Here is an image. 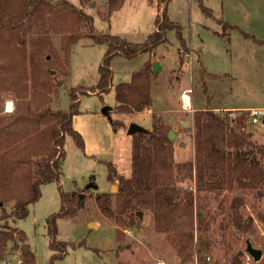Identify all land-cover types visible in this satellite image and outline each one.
Here are the masks:
<instances>
[{"label": "rangeland", "instance_id": "rangeland-1", "mask_svg": "<svg viewBox=\"0 0 264 264\" xmlns=\"http://www.w3.org/2000/svg\"><path fill=\"white\" fill-rule=\"evenodd\" d=\"M52 1L56 4L57 0ZM66 1L92 17L94 34L109 33L131 42H142L155 30V17L166 5V14L180 25L184 41L180 42L176 30L170 29L165 40L151 51L141 52L132 60L116 55L110 63L109 88L102 91L96 84L105 44L95 43L86 36V26L76 29L62 5H58V13L31 16L21 34L24 33L29 52L37 50L34 41L38 38H43L46 46H50L49 53H44L45 49L42 55L36 56L44 72L53 71L51 77L45 76L51 88L41 98L30 91L26 94L3 91L0 124L6 123L25 95L33 109L49 105L68 110L73 94L79 111L73 126L83 138L84 150L66 135L65 157L58 180L41 184V195L28 205L26 216L10 218V224L23 231L34 253L35 264H50L52 251L46 218L59 210L61 192L81 194L83 204L76 209L75 216L57 219L56 239L63 241L66 247L65 254L51 264H197L196 249L199 236L204 232L210 243L208 264H228L232 252H228L224 244V239L229 238L220 228L224 212L219 203L227 200L230 193L196 192L195 212L199 209L207 226L204 230L193 228L194 254L181 263L174 240L155 231L150 213H142V222L126 227L122 237L117 239L113 220L97 206L96 192L83 188L94 176L97 191L112 194L117 191V182L107 178L105 161L114 163L120 174L130 176L133 141V135L127 134L130 123L151 129L153 122H164L177 136L172 139L174 162L193 161V115L198 110L195 105L199 104L214 107L221 113L233 112L229 114L233 117L246 113V123L256 134L255 139L264 143V115L253 123L248 111L218 109L223 106L264 108V0H123L111 13L108 0ZM71 34L77 35L76 41L67 40ZM65 39L68 44L65 42L66 49H63ZM146 62L152 68L151 105L134 113L117 112L115 85L129 81L132 73ZM4 63L5 59L0 58V65ZM154 65L159 66L156 71ZM187 88H191L194 110L181 107L180 95ZM103 106L111 108L110 118L118 120L119 125H111L108 116L101 112ZM20 154L30 161L36 156L29 149ZM194 185V180L186 174L177 184L180 189L191 187L193 190ZM241 212L253 217L256 232L241 236L233 250L242 252L243 264H255L246 252V243L264 251V224L257 217L258 212H264V196L258 198L247 193ZM20 259L19 250L9 243L4 255L6 263L19 264Z\"/></svg>", "mask_w": 264, "mask_h": 264}, {"label": "trees", "instance_id": "trees-1", "mask_svg": "<svg viewBox=\"0 0 264 264\" xmlns=\"http://www.w3.org/2000/svg\"><path fill=\"white\" fill-rule=\"evenodd\" d=\"M122 3L123 0H108V12L118 9ZM58 5L64 6L76 29L86 26V36L95 43L105 44L96 84L102 91L109 88L110 63L116 55L132 60L141 52L151 51L165 40L170 29L176 30L180 42L184 41L180 25L168 18L166 5L155 17V30L144 41L131 42L109 33L94 34L92 17L66 0H57L56 4L52 0H0V58L5 59L0 65V101L3 91L24 94L30 91L37 98L50 91L51 84L45 76L51 77V73L42 70L36 56L42 55L45 49L44 53H49L50 46H46L43 38H38L34 41L37 50L29 52L21 29L35 13L41 16L58 13ZM76 36L71 34L67 40L76 41ZM67 40H63V49ZM115 100L117 112L134 113L151 105L152 68L148 62L134 71L129 81L115 85ZM77 105L78 100L72 94L68 110L49 105L33 109L25 95L6 123L0 124V264L9 243L20 252L19 264H35L34 253L23 231L9 220L25 217L28 205L41 195V184L58 180L65 157L66 135L84 150L83 138L73 126V117L79 113ZM246 118L243 112L232 117L206 106L196 110L193 115L194 159L184 163L174 162L173 140L168 137L170 128L164 122H153L151 129L133 134L130 176L120 174L114 163L105 161L108 180L117 182L115 193L97 191L94 176L83 190L96 192L97 206L113 220L117 239L122 237L126 227L142 222L138 212L150 213L155 231L174 240L181 263L194 254L193 228L204 230L207 226L199 209L195 212L196 192H228L231 196L219 203L224 212L220 228L229 238L224 239L227 251L232 252L228 264H243L241 251L233 250V245L241 236L254 234L256 230L253 217L244 216L241 207L247 193L258 198L264 196V143L253 139ZM110 123L113 127L119 125L118 120L110 119ZM28 149L36 155L32 161L20 154ZM184 174L194 180V190L177 186ZM83 199L81 194L61 192L59 210L47 216L46 229L52 251L50 264L65 254L66 244L56 239L57 219L75 216ZM257 217L264 224V212H258ZM203 235L199 236L196 249L197 264H208L210 243L205 232ZM255 264H264V257Z\"/></svg>", "mask_w": 264, "mask_h": 264}, {"label": "water", "instance_id": "water-1", "mask_svg": "<svg viewBox=\"0 0 264 264\" xmlns=\"http://www.w3.org/2000/svg\"><path fill=\"white\" fill-rule=\"evenodd\" d=\"M159 68L158 65H154L153 66V70L156 71L157 69ZM50 73H53V71H51ZM58 84H61V82H59ZM110 107L109 106H103L102 109H101V112L103 114H105L106 116H108L109 119L110 118ZM182 124L185 126L187 125V122H183L182 121ZM146 129L136 123H130L128 128H127V134L129 135H133L137 132H145ZM168 137L170 139H174L176 138L177 136L175 135L174 131L173 130H170L169 133H168ZM138 216L141 218L142 217V212H138ZM246 252L255 260V261H258L260 258H261V250L258 249V248H255L251 245L250 242L247 241L246 243ZM242 253V252H241Z\"/></svg>", "mask_w": 264, "mask_h": 264}, {"label": "built area", "instance_id": "built-area-1", "mask_svg": "<svg viewBox=\"0 0 264 264\" xmlns=\"http://www.w3.org/2000/svg\"><path fill=\"white\" fill-rule=\"evenodd\" d=\"M191 88L183 90L180 95L181 107L184 110H191V99H190ZM264 115V108H251L248 110V116L250 120L254 123L259 120V116ZM2 264H7L5 260L2 261ZM188 264V263H184Z\"/></svg>", "mask_w": 264, "mask_h": 264}, {"label": "crops", "instance_id": "crops-1", "mask_svg": "<svg viewBox=\"0 0 264 264\" xmlns=\"http://www.w3.org/2000/svg\"><path fill=\"white\" fill-rule=\"evenodd\" d=\"M190 99H191V97H190ZM191 106H192V110H194V105H193V101L191 100ZM196 106V108L195 109H201V108H203L204 106L203 105H195ZM211 108H213L214 109V107H211ZM218 109H225V111H235V110H239V109H241V110H244V111H248L249 109H251V107H233V106H223V107H218ZM230 115L231 114H233V112L231 113H229ZM76 116V115H75ZM74 116V117H75ZM74 117H73V119H74ZM233 117V116H232ZM262 122H264V121H262ZM251 131H252V133H253V139L254 140H256L257 142H258V140L257 139H255L256 138V134L254 133V131L252 130V129H250ZM260 143V142H259Z\"/></svg>", "mask_w": 264, "mask_h": 264}, {"label": "bare ground", "instance_id": "bare-ground-1", "mask_svg": "<svg viewBox=\"0 0 264 264\" xmlns=\"http://www.w3.org/2000/svg\"><path fill=\"white\" fill-rule=\"evenodd\" d=\"M10 105V104H9Z\"/></svg>", "mask_w": 264, "mask_h": 264}]
</instances>
